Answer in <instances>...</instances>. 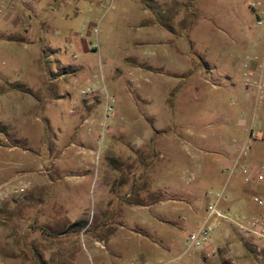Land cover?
Here are the masks:
<instances>
[{
  "label": "rangeland",
  "instance_id": "374dc122",
  "mask_svg": "<svg viewBox=\"0 0 264 264\" xmlns=\"http://www.w3.org/2000/svg\"><path fill=\"white\" fill-rule=\"evenodd\" d=\"M48 1L40 0L41 6L50 5ZM54 1L57 20L52 23L53 48L42 53L47 57L49 94H53L48 106L49 119L51 129L64 130V141L58 147L64 154L58 152L59 159L75 156L79 161L59 167V180L53 189L47 190L45 198L49 205L55 199L66 201L67 209L78 208L87 219L83 230L65 232L68 262L152 264L143 261V248L131 234L130 223L137 214L124 205L123 201L128 199L126 185L119 187L117 196L111 193L106 196L111 199L113 208L123 209V216L116 214L105 224H100L99 187L106 168L110 161L117 160V164H121L126 155L138 154L139 150H134L131 144L139 134L135 126L159 122L166 125L167 137L183 133L201 140L200 133L204 132L209 146L203 148L212 152L206 159L219 158L218 149L211 145L219 146L223 141L220 113L225 101H210L213 107L208 110L206 98H217L223 93L227 96L221 85L227 84L230 78L234 81L243 79L239 54L250 56L257 66L262 62L264 22L261 25L255 23V15L248 8L250 0H157L162 3L161 22L155 20L144 0H113L111 4L105 0ZM255 1L261 3L260 17L264 21V0ZM68 13L71 16L68 17ZM41 14H44L43 10ZM66 36L76 42L68 44ZM184 64L190 68L195 82L192 86L187 85L184 92L188 95L198 93L204 100L194 102L184 110L187 120L181 125L178 114L182 104L176 101L175 95L181 86L178 73ZM5 70L14 72L8 67ZM15 72L18 77L31 82L41 77L36 61L28 53ZM38 87L41 89L42 85L38 84ZM254 99L260 110L264 104V85L260 97ZM193 113L196 116L193 117ZM42 114L40 110L33 111L30 120L36 125H46L35 118H41ZM253 128L256 136L249 141V152L254 151L249 164H264V115L253 120ZM70 140H75V144L64 148ZM177 145L168 150L164 158V166L169 165L173 173L180 164H190V153L196 156L201 153L191 143ZM42 155L44 164L48 165V156L44 152ZM197 163H201L200 158ZM197 163H193V170L198 168ZM192 175L190 170L184 174V180H190L187 184L177 181L184 187L197 184L199 179H191ZM234 175L229 174V170L221 175L220 186L225 191ZM14 199L0 207V250L9 255L21 253L27 264L36 263L37 253L46 254L50 247L58 245L43 236L62 228L52 229L45 222H39V214L30 206L16 209ZM76 214L68 210L60 215L70 219ZM164 215L168 223L172 222L171 226L186 221L185 229L176 226L180 235L193 229L200 220L194 221L186 210H172L169 205L164 208ZM22 223L28 228L22 229ZM210 243L205 249L192 251L187 260L183 259L184 263L204 264L201 257L193 255L206 252L211 248ZM223 246L222 243L220 247Z\"/></svg>",
  "mask_w": 264,
  "mask_h": 264
},
{
  "label": "crops",
  "instance_id": "0c3cea01",
  "mask_svg": "<svg viewBox=\"0 0 264 264\" xmlns=\"http://www.w3.org/2000/svg\"><path fill=\"white\" fill-rule=\"evenodd\" d=\"M112 1L105 0L107 4H111ZM48 3L50 5L43 7L40 0H11L10 3L0 0V6L4 9L0 13V181L17 175L30 180V188L14 199V206L18 210L30 206L34 213L39 214V222H45L52 229L62 228L58 232L43 236L50 242L56 241L58 245L54 244L46 254H39L47 264H69L68 240H66L65 232L75 233L83 230L87 225V219L81 215L78 208L67 209L66 201L55 199L51 201L52 205H49L45 198L47 190L53 189L59 180L57 173L59 167L79 161L75 156L59 159L58 147L64 141L65 134L63 129H59L58 132L51 129L49 119L48 106L53 100V94L52 92L49 94L50 75L47 57L42 53L53 48L52 23L56 22L57 15L55 14L56 2L49 0ZM41 10L44 11L43 15ZM67 16H71L70 13ZM60 18L61 16L58 19ZM65 39L68 44L76 42L71 36H66ZM26 53L33 56L37 69L41 71L38 81L31 82L30 79H22L16 75L15 70L22 64ZM38 53L41 54L38 55ZM184 66L178 73L181 86L175 95L176 101L182 104V110L178 114L181 125H184L183 120H187L184 110L188 109L192 103L204 100V97L198 93H192L191 96L184 92L187 85L192 86L195 83L193 75L189 72L190 68L186 64ZM7 67L14 72L8 73L5 70ZM262 72L264 74V69ZM242 73L243 76L244 73H248L251 77H256L258 66L255 61L250 60L248 66L243 67ZM242 81L243 79L234 81L230 78L229 83L221 85L227 96L223 93L217 98L214 96L206 98L208 110L213 107L210 101L215 99L225 101L220 113L223 123L221 126L223 141L219 146L211 145L214 149H218L219 158L206 159V155L212 152L203 148L209 146L205 140L207 134L204 132L200 133V137L203 138L201 140H194L192 135L183 133H175L167 137L166 125L159 122L148 126L140 124L135 126L134 129L139 134L131 141V144L134 150H139L138 154L126 155L121 164H117V160L110 161L108 164L99 187L102 201L99 210L100 224H105L116 214L123 216V209L113 208L111 199L106 196L110 193L117 196L119 187L126 185L128 199L123 202L131 213L137 214L131 220L130 227L132 236L143 248L141 253L143 261L159 264L163 260L176 256L185 247L186 232L182 235L178 234L176 226L185 229L186 221L183 220L171 226L172 222L168 223L164 218V208L168 205L172 210H186L195 219L194 221L203 217L211 201H217L219 206L230 214L243 213L248 216L264 217V206L258 205L254 200L256 193L264 192V186L258 181L245 182L240 170L241 165L249 164L250 155L254 151L251 150L248 156H239L240 146L248 139L247 124L257 117L262 118L264 104L260 110L257 109L254 88L245 87ZM38 84L42 85L41 89ZM217 88L220 87L217 86ZM37 110H40L43 116L41 118L35 116L36 120L44 121L46 125H36L30 120V113ZM242 115L246 116L247 124L239 123ZM192 116L196 114L193 113ZM232 122L241 128H237ZM186 142L200 149V156L187 153L190 156V164H180L178 170L173 173L169 165L164 166V158L168 150L176 148L178 143L184 145ZM74 144L75 140H70L64 148L67 149ZM43 152L45 156H48V165L44 164ZM62 154H64L63 150L59 152V155ZM198 158L201 163H197ZM195 162L198 168L195 167L193 170L192 166ZM237 164L238 168H236ZM189 170L193 174L191 179H199V181L197 184L184 187L177 180L189 183L190 180L187 178L184 180V174ZM228 170L229 174L235 173V175L233 182L225 191L223 186H220V180L221 175ZM72 192L76 195V191ZM2 205H7V201L0 207ZM68 210L77 214L70 219L63 218L60 215L61 212ZM78 219H85L86 222L70 226ZM21 228H28V225L22 223ZM213 234L214 238L212 235V241L209 244L211 247L209 249L213 253L206 255L205 251H200L193 255L196 258L201 257L204 264H238V262L264 264L263 238L239 233L235 225L227 221H222L221 226ZM222 243L224 246L220 247ZM220 248H223L222 252L219 251ZM184 258L187 260L188 256ZM25 260L21 253L9 255L0 250L2 264H27ZM30 264H39V262L32 261Z\"/></svg>",
  "mask_w": 264,
  "mask_h": 264
},
{
  "label": "built area",
  "instance_id": "2783aa9c",
  "mask_svg": "<svg viewBox=\"0 0 264 264\" xmlns=\"http://www.w3.org/2000/svg\"><path fill=\"white\" fill-rule=\"evenodd\" d=\"M10 3L11 0H6ZM260 1L250 0L248 2V8L255 15V23L257 25L263 24V19L260 17L262 9L260 7ZM3 7L0 6V13L3 12ZM239 59L243 67H247L251 57L248 55L239 54ZM258 74L256 77H251L250 74L244 73L242 84L245 87L254 88V97L257 99L260 97L261 89L264 85V74L262 72L264 68V53L263 60L258 64ZM107 108L112 106L107 105ZM239 123L247 124L246 118L242 115L239 118ZM248 139L240 146L239 156H247L251 148L250 138H253L255 131L253 128V121L247 124ZM242 179L245 182L258 181L264 186V164L251 163L240 166ZM31 186V182L28 179H24L22 176L17 175L13 178L5 179L0 181V205L7 200L17 198L24 193ZM255 202L264 206V192H258L254 196ZM222 221H227L235 225L236 230L247 236L264 239V217L262 216H248L247 214L238 213L230 214L223 210L217 201H211L208 203L205 214L203 217L196 222L193 229L189 230L185 235V247L182 252L176 256L161 261L159 264H186L183 259L185 256L191 254L192 251L205 249L207 243L212 241L213 232L221 226ZM212 250L206 249V255L212 254ZM0 264L2 262L0 261ZM187 264H196L193 261H189ZM238 264H244L238 262Z\"/></svg>",
  "mask_w": 264,
  "mask_h": 264
},
{
  "label": "trees",
  "instance_id": "16d2710c",
  "mask_svg": "<svg viewBox=\"0 0 264 264\" xmlns=\"http://www.w3.org/2000/svg\"><path fill=\"white\" fill-rule=\"evenodd\" d=\"M144 3L147 6H149L151 11L154 13L155 20L158 22H161V20H160L161 18H160L159 14H161L162 3L157 1V0H144ZM85 222H86L85 219H78L77 221H74L70 226L77 225V224H83ZM37 256H38L39 264H47V262L41 257V255L39 253H37Z\"/></svg>",
  "mask_w": 264,
  "mask_h": 264
}]
</instances>
